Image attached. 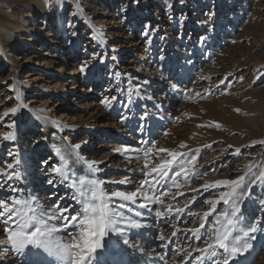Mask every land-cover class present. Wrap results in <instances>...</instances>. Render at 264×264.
Returning <instances> with one entry per match:
<instances>
[{
	"label": "rangeland",
	"instance_id": "rangeland-1",
	"mask_svg": "<svg viewBox=\"0 0 264 264\" xmlns=\"http://www.w3.org/2000/svg\"><path fill=\"white\" fill-rule=\"evenodd\" d=\"M1 7L0 168L7 172V163L15 165L10 151L19 155L16 171L22 179L11 183L21 191L15 195L46 209L64 196L62 188L52 194L59 186L39 188L49 186L41 157L58 161L56 148L78 153L77 174L102 181L109 193L138 189L147 172L145 162L151 168L170 158L158 149L187 153L197 159L195 169L207 173L203 179L193 177L179 189L183 195L171 202L188 207L182 215L168 217L175 228L168 224L151 233L152 240L144 231L129 238L122 264H156L154 254L161 258V250L152 252L149 247L157 246L154 240L161 233L170 238L167 259L196 264L186 253L175 251L193 243L191 234L185 237L180 231L172 241L171 232L198 227L189 212L202 215L209 210L203 201L226 191L205 192L200 186L235 179L249 165L253 171L264 165V0H11L1 2ZM209 13H214L210 24L202 23ZM85 61L90 63L82 73ZM19 104L26 107L12 115L10 108ZM12 121L18 125V138L5 142L2 136L11 131L7 124ZM76 144L80 149L74 148ZM152 144L156 147L146 161L144 150ZM181 144L187 147L180 148ZM89 163L99 171L89 174ZM178 164L168 177L182 183L183 177L174 176ZM126 177L130 183H118ZM4 180L0 174V182ZM253 188L249 212L264 196L260 182ZM0 194L13 195L3 190ZM67 194L60 203H73ZM142 202V197L137 200ZM115 203L126 205L125 215H130L127 207L136 210L129 202ZM151 207L163 209L159 204ZM224 207L218 204L217 213ZM139 211L143 225L159 226L154 212ZM256 215L264 221V212ZM250 236L255 237L249 241L252 248L240 260L264 264V232ZM113 238L123 244L121 238ZM0 240L6 241V235ZM0 249H7L0 251V264H35L31 252H41L29 246L17 254L7 244Z\"/></svg>",
	"mask_w": 264,
	"mask_h": 264
},
{
	"label": "snow or ice",
	"instance_id": "snow-or-ice-1",
	"mask_svg": "<svg viewBox=\"0 0 264 264\" xmlns=\"http://www.w3.org/2000/svg\"><path fill=\"white\" fill-rule=\"evenodd\" d=\"M212 15L214 13H209L208 20L202 23L210 24ZM88 63L90 61H85L79 71L83 73ZM172 87L175 89L176 85L173 84ZM148 99L152 98L148 97ZM105 106L110 105L106 103ZM25 107L24 104L11 107L10 113L16 115ZM8 114L5 112L4 115L7 116ZM2 120L3 117H0V121ZM215 126L219 127L218 124ZM7 127L11 131L3 134L2 140L5 142L16 141L18 138L16 121L7 124ZM140 131H144V129L141 128ZM42 139L46 140L47 137H42ZM39 142V140L34 141L36 144ZM261 143L264 144V141ZM80 147V144L74 145L77 150ZM155 147L156 145L152 144L144 150L143 155L146 161L152 155ZM185 147L187 145H180V148ZM157 151L158 153L166 152L170 158L161 160L160 163L151 168L145 162L143 168L147 169V172L144 173L145 178L138 189L130 192L116 190L109 193L102 187V181L86 179L83 176L77 180L74 165L80 159L79 154L56 148L55 157L58 158V161H54L52 156L41 157L40 163L44 165L43 171L48 176L46 183L51 185L53 189L57 186H63L69 190L73 203H60L65 199L64 196H61L59 201L54 202L47 209L41 204L34 206L32 200L21 199L15 195L20 193L21 189L14 186L11 181L22 179L21 172L16 171L21 160L17 153L10 151L8 155L15 160V165L7 163L6 168L10 170L7 172L0 168V174L5 177L4 182H0V190L13 194L10 196L0 194V225H3L0 235L7 237L6 241L0 240V245H10V250L17 254H23L31 246L32 249L43 250L48 256L54 257L59 264H98V256L101 255L98 253V249L111 252L115 246L113 243L105 241L110 233L122 238L123 244L128 245L130 240L127 230H141L145 227L139 219L143 216V212L139 209H145L149 213L154 212L155 219L164 220L165 223L171 224V220L165 218L182 215L188 205L178 207L172 203L166 204L163 198L170 197L175 200L177 196L183 195L179 191L181 187L187 186L193 177L203 179L207 173L195 169L197 159L194 156H189L183 152L169 151L165 148H160ZM236 151L239 153V149ZM70 157H75L72 165H69ZM181 157L184 159L180 160ZM178 161V170L175 171L174 176L183 177L182 183L172 179L170 185L165 184L163 186V192H157L156 185H159L165 178H169V171ZM87 167L90 170L89 174L99 171L94 163L87 164ZM130 182V179L126 177L118 183L127 184ZM257 182L264 185V165H261L257 171H253V167L249 165L247 171L235 179L205 181L200 186L205 192L221 188L226 189V191H218L215 198L205 199L203 203L208 205L209 210L204 211L202 215L189 212V215L193 217L192 223L198 224V227L194 226L183 230L177 228L171 232V237L179 238L177 233L183 231L185 237H188L190 233L193 238V243L189 244L188 248H177L176 254L186 253L187 257L196 261V264H233V262L243 264L240 257L252 248L250 239H255L254 236H250V233H256L258 230L264 232V221L257 219L256 215L257 212H264V196L259 198L260 206L254 207L251 212L248 211L247 206V201L254 194L253 186ZM5 183L8 185L7 188H5ZM173 188L177 191L172 192ZM193 191L199 193L200 189H193ZM141 197L143 202L137 204V200ZM190 199L195 201V197ZM117 200L135 205L136 210L127 207V212L130 215H125L122 210L125 209L126 205L124 203L116 204L115 201ZM221 202L225 207L217 213V205ZM156 204L161 205L164 210H154L151 206ZM65 213L69 214L65 215ZM213 213L216 215L213 216ZM210 216H213L211 221L208 220ZM49 221H57L58 224L49 223ZM206 224H208L207 228L205 227ZM171 226L175 228L174 224ZM58 233L65 236L66 239L57 238L54 240V234ZM166 239L170 238H166L162 233L159 234L160 241L163 242ZM197 241L199 243H196ZM162 247H168V245L165 243L162 244ZM6 250L0 249V251ZM193 252H197L199 255L193 256ZM33 255L37 257V264H48L41 252L37 251ZM180 264H187V262L182 260Z\"/></svg>",
	"mask_w": 264,
	"mask_h": 264
},
{
	"label": "bare ground",
	"instance_id": "bare-ground-1",
	"mask_svg": "<svg viewBox=\"0 0 264 264\" xmlns=\"http://www.w3.org/2000/svg\"><path fill=\"white\" fill-rule=\"evenodd\" d=\"M8 1H11V0H0V8H3V7H1V2H8ZM169 73L172 74L173 71H170ZM174 73H175V71H174ZM162 89H164V88H162ZM72 164H73V159L69 160V165H72ZM78 166L79 165L77 163H75V165H74L75 171H76V168ZM80 176L81 175L77 174V180L79 179ZM85 178L88 179V177H85ZM169 179L170 178H165L164 180L161 181V183L159 185H156V191L157 192H163L164 191V187L163 186L165 184H168V181L170 182L172 180V179L171 180H169ZM50 187H51V185H49L46 188L42 187V185L39 186V188H42L44 191H46L47 189H50ZM61 188H62V190L64 192V196L66 195L67 192L69 193V190L65 189L63 186H59L58 190L55 191V195L58 194V192H59V190ZM176 191L177 190L175 188L172 189V192H176ZM67 195H69V194H67ZM163 199L167 200L166 204L172 202V199L170 197H164ZM152 206H157V204L156 205H152ZM163 210L164 209H161V211H163ZM165 219L168 220V217H166ZM155 223H156V225L159 224V226L158 227H152L149 224H145L144 225L145 227H143L141 230H130V231H127V234L129 235V238H133V237H135L137 235L139 236V235L143 234V231H144V233L145 232H150V235L149 234L148 235H149V238L152 240L153 237H152L151 233H155L157 231H161L162 228L168 226V224L165 223L164 220H160V219H157ZM114 236H115L114 234L110 233L109 236L105 238V241H107L109 243H113L115 245L111 252H106L105 249H98V253L101 254V255L98 256V264H115V262H117V261H118L119 264H122V263L125 262V260H127V254L125 253L127 245H124V244H121V243L120 244L117 243V241H115L114 238H113ZM56 238L57 237L54 234L53 239H56ZM156 239L154 240V243L158 242L157 246H154L155 248L149 247V250L152 251V252H154L156 250H161V255H162L161 258L159 257L160 254H159V256H157V254H154L157 257L156 258V264H165V261H167V264H174V262H172V260L167 259L168 258V253L171 250V248H170V246H171L170 240L168 239V240H165V241L162 242V241L159 240L158 237ZM173 239H174V237L172 238V241H173ZM165 243L168 245V247H162V244H165ZM40 251H41V254L47 260L48 264H59V262L54 257L48 256V254L44 253L43 250H40ZM108 253H110L111 255L107 256ZM30 260L32 262H34L35 264H37V257L35 255H33L32 252H31ZM233 264H235V262H233Z\"/></svg>",
	"mask_w": 264,
	"mask_h": 264
}]
</instances>
